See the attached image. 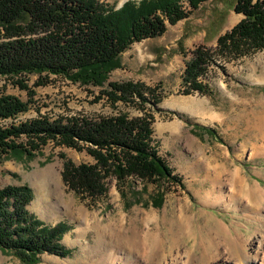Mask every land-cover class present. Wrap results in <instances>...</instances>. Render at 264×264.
Listing matches in <instances>:
<instances>
[{
	"label": "rangeland",
	"instance_id": "rangeland-1",
	"mask_svg": "<svg viewBox=\"0 0 264 264\" xmlns=\"http://www.w3.org/2000/svg\"><path fill=\"white\" fill-rule=\"evenodd\" d=\"M100 1L118 9L128 0ZM235 2L207 0L193 10L188 0H181L188 16L173 25L167 21L163 35L132 44L121 55L122 67L110 74V81L161 86L163 97L154 112V137L180 184L158 188L138 181L140 193L123 199L117 180L110 178L107 196L93 203L71 190L62 177L68 160L75 164L94 162L86 150L50 142L34 157L24 153L0 157V187L29 185L34 192L30 211L46 224L62 222L69 228L62 243L71 248V254L44 253L37 264H174L177 259L184 264L189 252L200 258L206 249L207 257L217 252L218 243L224 249L218 231L220 220L231 226L234 237L237 232L245 234L248 250L252 247L249 244L255 245L259 225L254 218L207 202L206 197L235 194L241 187L234 178L237 170L264 190V51L229 62L219 60L224 67L212 66L205 78L212 94L183 93L190 51L199 45L215 48L218 36L242 19L234 10ZM22 78L34 90L32 97L11 80L0 79V96L10 94L30 102L27 112L0 118L1 128L40 116L94 118L121 110L133 116L142 114L122 103L112 107L106 99H97L102 87L56 76L36 86L38 75ZM198 126L212 128L215 133L210 135ZM159 195L163 196L157 206L154 203ZM261 207L264 210V203ZM228 260L236 264L232 257ZM0 264L26 263L0 249Z\"/></svg>",
	"mask_w": 264,
	"mask_h": 264
},
{
	"label": "trees",
	"instance_id": "trees-1",
	"mask_svg": "<svg viewBox=\"0 0 264 264\" xmlns=\"http://www.w3.org/2000/svg\"><path fill=\"white\" fill-rule=\"evenodd\" d=\"M206 1L188 0L193 10ZM234 10L243 17L218 36L215 48L199 45L190 51L183 74L184 94H212L205 78L212 66L224 67L219 60L229 62L264 51V0H236ZM187 16L181 0H128L118 9L100 0H0V79L28 90L30 97L35 92L22 78L30 74L39 76L36 86L56 76L102 87L97 99H106L112 107L122 103L142 113L133 116L121 110L94 118L40 116L0 127V157L11 153L34 157L50 142L86 150L94 162L68 160L62 177L71 190L93 203L107 196L110 178L117 180L123 199L140 193L138 181L158 188L180 184L154 137L161 86L110 81V74L122 67L121 55L132 44L163 35L167 21L173 25ZM29 103L14 95H1L0 118L27 112ZM200 128L215 133L212 128ZM22 138L26 141L18 142ZM162 196L155 198V205L159 206ZM33 200L29 185L0 187V249L26 264H37L44 253L70 255L71 248L62 243L67 224L43 222L29 209Z\"/></svg>",
	"mask_w": 264,
	"mask_h": 264
},
{
	"label": "bare ground",
	"instance_id": "bare-ground-1",
	"mask_svg": "<svg viewBox=\"0 0 264 264\" xmlns=\"http://www.w3.org/2000/svg\"><path fill=\"white\" fill-rule=\"evenodd\" d=\"M234 178L239 180L241 185L240 189L235 194L231 197L222 195V197L219 198H213L210 194H207V202L218 203L229 211H244V216L254 218L259 225L257 229L258 238L255 245L254 243L249 244L252 247L248 250V243H246L248 238H245V234L237 232V236L234 237L231 226L223 220H220L218 231H220V235H222V238L224 239V249H221L219 243H216L217 252L214 254L212 253V256L210 255V257H207L205 254L207 252L206 249L205 253H202L200 258L189 252L188 260H186L184 264H232L231 262H228V259L231 257L236 261V264H264V210L261 209L263 208L261 205L264 203V190L259 185L251 184L247 179L243 178L238 170L234 174ZM180 214L182 213L180 212ZM208 258L209 260H207ZM173 262L174 264H180L178 259L175 261L173 260Z\"/></svg>",
	"mask_w": 264,
	"mask_h": 264
}]
</instances>
